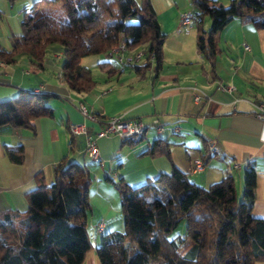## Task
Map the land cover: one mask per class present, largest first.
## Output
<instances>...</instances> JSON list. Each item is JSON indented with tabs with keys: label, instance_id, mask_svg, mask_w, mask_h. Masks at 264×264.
Masks as SVG:
<instances>
[{
	"label": "crops",
	"instance_id": "1",
	"mask_svg": "<svg viewBox=\"0 0 264 264\" xmlns=\"http://www.w3.org/2000/svg\"><path fill=\"white\" fill-rule=\"evenodd\" d=\"M35 1L0 0V47L10 49L11 37L21 34L20 20L24 14L33 13L31 5ZM215 1L223 5L231 2ZM149 2L165 34L158 72H154L152 60L139 73L132 65H118L112 60L100 68L98 64L107 61V56H88L80 63L90 70L95 84L88 93H76L60 80L63 58L57 47L51 49L41 69H34L24 54L13 64L0 61V101L20 90L57 96L49 103L52 117L36 119L32 129L0 130V213L24 211L26 193L39 184L48 185L53 167L62 159L85 165L92 179L87 214L92 250L82 264H99L95 248L102 235L124 227L119 195L113 182L105 179L107 176L135 187L160 173H169L171 161L200 186L232 174L236 192L241 194L245 169L251 165L257 172L252 212L264 218V31L234 19L216 35L219 53L211 68L196 50L192 20L180 24L182 13L193 12L190 0ZM209 26L206 17L203 28ZM138 64L144 66L141 61ZM117 117L140 119L148 129L135 143L115 135L96 136L106 119ZM153 119L163 126L162 133H155L150 126ZM75 124L85 126L98 148L99 157L90 158V162L84 153L85 134L71 136L75 134L70 127ZM175 127L178 131L173 130ZM157 138L167 145L170 160L163 151L151 154ZM212 139L218 145L215 154L206 147ZM18 146L22 147L19 164L6 156L7 148ZM196 161L200 166L195 170ZM254 264H264V260Z\"/></svg>",
	"mask_w": 264,
	"mask_h": 264
},
{
	"label": "trees",
	"instance_id": "2",
	"mask_svg": "<svg viewBox=\"0 0 264 264\" xmlns=\"http://www.w3.org/2000/svg\"><path fill=\"white\" fill-rule=\"evenodd\" d=\"M190 3L196 50L211 68L219 53L216 35L234 19L264 31V0H231L227 6L215 0ZM40 6L61 10L45 14ZM31 7L33 13L21 18V34L11 37L10 49L0 47L4 64H13L24 54L34 69H41L57 47L63 58L60 80L76 93H88L95 84L90 70L80 65L81 59L104 54L108 60L98 64L102 68L111 64L108 55L121 43L128 56L127 51L144 50L143 67L128 64L137 72L148 68L151 60L154 72L161 68L165 34L149 0H36ZM206 17L210 20L207 30L203 28ZM55 98L20 90L0 101V130L32 129L36 119L52 117L49 103ZM156 150L170 160L160 138L153 142L151 154ZM21 154V146L6 149L14 163L21 162ZM170 163L169 173L135 187L123 179L105 178L118 192L124 227L102 235L95 248L99 264H254L264 260V218L252 212L255 168L245 169L239 201L232 174L200 186ZM91 184L85 165L59 161L48 185L39 184L26 193L24 211L0 213V264H82L92 250L87 230ZM182 222L183 232L174 233Z\"/></svg>",
	"mask_w": 264,
	"mask_h": 264
},
{
	"label": "built area",
	"instance_id": "3",
	"mask_svg": "<svg viewBox=\"0 0 264 264\" xmlns=\"http://www.w3.org/2000/svg\"><path fill=\"white\" fill-rule=\"evenodd\" d=\"M191 20H192L191 13H182L180 15L181 25L187 24ZM122 47H124V45L121 43V48H117V54L108 55V57L118 65L138 64L141 61L143 57V52L137 58H130L129 56L122 55ZM195 99H197V96H195ZM79 109L85 116L91 119V117L87 115L84 106L79 105ZM150 126L154 129L155 132H163V126L159 123L157 119H153L151 121ZM85 129L86 128L83 124H75V135H71V136L74 137L79 134H85L84 153L86 158L90 162V157H99L98 148L94 142V139L86 134ZM147 129L148 126L140 119H124L121 117L109 118L103 122V126L101 130L96 133V136L102 137L106 135H115L122 141H126V140L134 141V137H136V135L139 132ZM173 130L178 131L176 127ZM212 143H213V147H218L217 141L215 139H212ZM196 165L197 166L195 167V170L199 168L200 163L196 161ZM101 227H102V222H99L97 224V229L100 230Z\"/></svg>",
	"mask_w": 264,
	"mask_h": 264
},
{
	"label": "bare ground",
	"instance_id": "4",
	"mask_svg": "<svg viewBox=\"0 0 264 264\" xmlns=\"http://www.w3.org/2000/svg\"><path fill=\"white\" fill-rule=\"evenodd\" d=\"M119 48H121V46H120ZM124 53H125V49H124V47H122V55H123V56H128V55H125ZM141 53H142L141 51H138V52L135 53L134 55H129V57H130V58H137L139 55H141ZM109 54H110V53H109ZM115 54H117V50L111 52V55H115ZM145 131H146V130H142L141 132H139V133L136 135V137H134V141H138V140H140V139L143 137ZM70 132H71L72 134H75V126H71V127H70ZM155 133H162V132H155ZM206 147H207V150H208V152H209L210 154H215V153H216V147H213L212 140H210V141L207 142ZM90 158H91L92 160H94L96 157H90Z\"/></svg>",
	"mask_w": 264,
	"mask_h": 264
},
{
	"label": "rangeland",
	"instance_id": "5",
	"mask_svg": "<svg viewBox=\"0 0 264 264\" xmlns=\"http://www.w3.org/2000/svg\"><path fill=\"white\" fill-rule=\"evenodd\" d=\"M228 5V4H227ZM226 5V6H227ZM39 10H41L43 13H47L48 12V10H53V9H55V11L57 10V11H60L61 10V8L59 7V6H56V7H54L53 9L52 8H49V7H47V6H40L39 8H38ZM134 50V49H133ZM132 51V50H131ZM137 51H144V50H141V48L140 49H138ZM137 51H133V52H130L129 51V53H131V55H134L135 53H137ZM127 53H128V51H127ZM111 60V59H110ZM80 65H81V63H80ZM87 161L89 162V160L87 159ZM238 195V200L240 201V199H241V196H242V193L241 194H237ZM183 230H184V222H182L180 225H179V227L177 228V230L174 232V233H182L183 232ZM173 233V234H174Z\"/></svg>",
	"mask_w": 264,
	"mask_h": 264
}]
</instances>
